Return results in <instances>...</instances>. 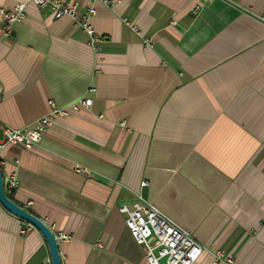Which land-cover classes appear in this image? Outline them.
<instances>
[{
    "label": "crops",
    "instance_id": "0c3cea01",
    "mask_svg": "<svg viewBox=\"0 0 264 264\" xmlns=\"http://www.w3.org/2000/svg\"><path fill=\"white\" fill-rule=\"evenodd\" d=\"M64 1L95 9L101 41L32 4L0 32V143L49 102L91 105L0 151L6 194L66 236L61 264H147L118 210L139 200L201 244L195 264H264V0ZM45 262L41 234L0 205V264Z\"/></svg>",
    "mask_w": 264,
    "mask_h": 264
},
{
    "label": "built area",
    "instance_id": "2783aa9c",
    "mask_svg": "<svg viewBox=\"0 0 264 264\" xmlns=\"http://www.w3.org/2000/svg\"><path fill=\"white\" fill-rule=\"evenodd\" d=\"M92 1H99L103 4L111 3L109 0ZM29 4L48 9L56 19L69 18L73 26H78L87 33L91 45L96 46L101 41L88 23L89 16L96 13L95 9L88 8L86 13L80 14L76 3L70 4L64 0H19L11 9L0 7L1 34L10 33L13 24L24 20L25 10ZM125 23L139 34L135 24ZM49 105L51 110L38 118L31 129L20 130L4 126L0 151L8 144L31 148L39 142L55 118L65 117L70 111H76L79 108L88 109L91 101L83 99L70 108H58L52 102H49ZM3 186L5 190H13L18 187V180L14 172L3 178ZM118 210L124 216V225L132 238L142 247L147 264H195L200 257L202 246L193 235L167 218L152 204L139 200L130 205H121ZM55 239L56 241L66 239V236L59 233ZM212 264H231V260H221V252H216Z\"/></svg>",
    "mask_w": 264,
    "mask_h": 264
},
{
    "label": "water",
    "instance_id": "95a60500",
    "mask_svg": "<svg viewBox=\"0 0 264 264\" xmlns=\"http://www.w3.org/2000/svg\"><path fill=\"white\" fill-rule=\"evenodd\" d=\"M0 205L15 218L34 227L47 243L50 264H61L58 243L53 232L35 215L19 206L6 194L3 186V175L0 171Z\"/></svg>",
    "mask_w": 264,
    "mask_h": 264
},
{
    "label": "trees",
    "instance_id": "16d2710c",
    "mask_svg": "<svg viewBox=\"0 0 264 264\" xmlns=\"http://www.w3.org/2000/svg\"><path fill=\"white\" fill-rule=\"evenodd\" d=\"M7 195H8V194H7ZM8 196H9V198H11L10 195H8Z\"/></svg>",
    "mask_w": 264,
    "mask_h": 264
}]
</instances>
